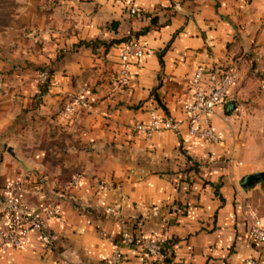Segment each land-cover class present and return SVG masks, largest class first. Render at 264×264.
<instances>
[{
  "label": "crops",
  "instance_id": "0c3cea01",
  "mask_svg": "<svg viewBox=\"0 0 264 264\" xmlns=\"http://www.w3.org/2000/svg\"><path fill=\"white\" fill-rule=\"evenodd\" d=\"M137 6L131 14L119 0H0V228L15 180L26 182L27 206L39 204L38 189L68 193L65 223H47L57 238L46 245L32 232L20 248L0 249V264H110L116 247L121 264H148L142 246L121 242L125 228L167 240L154 264L264 261L246 220L247 204L264 220V181L246 185L264 172V0ZM132 38L150 51L122 90L120 53ZM233 65L238 80L212 115L219 142L190 136L183 106L191 76ZM42 69L51 81L39 95ZM82 87L92 109L62 120ZM152 110L178 130L136 134L133 125ZM77 173L80 186L66 189Z\"/></svg>",
  "mask_w": 264,
  "mask_h": 264
},
{
  "label": "built area",
  "instance_id": "2783aa9c",
  "mask_svg": "<svg viewBox=\"0 0 264 264\" xmlns=\"http://www.w3.org/2000/svg\"><path fill=\"white\" fill-rule=\"evenodd\" d=\"M129 9L131 14L138 12L139 0H119ZM105 39L106 31L99 34ZM150 51L147 43L132 38L122 44L120 53V70L118 74V85L124 90L136 78L132 70L133 65L143 59ZM238 80V68L233 65L228 68L214 67L206 68L200 66L189 80L190 101L184 104L183 110L188 125L190 136L210 142L217 143L220 138L213 127L212 115L216 108L223 105L228 99L230 89ZM50 86V74L47 69L41 70L38 75V94H44V88ZM88 90L82 87L73 93L67 103L60 111V117L64 121H71L82 112L91 110L92 105L87 96ZM179 124L156 110L150 111L148 122H138L132 127L136 134L146 137L152 136L158 131H177ZM82 174H75L66 184V189H74L80 186ZM26 182L23 179L14 181L10 189L16 195H5L2 200L3 211L7 216V225L0 228V249L10 246L20 248L25 239L32 232L41 234V239L46 245H50L57 237L48 231L47 223L55 220L60 224L65 223L61 201L67 197V192H49L38 189L39 204L27 206L23 203L20 195L26 192ZM246 220L249 221L248 235L254 243L264 244V220L257 215L250 204L246 205ZM107 212L115 213L113 207ZM121 242L130 245H140L145 249V261L154 264L155 261L165 256L168 242L163 237L138 236L133 230L125 228L122 232ZM123 252L120 247L114 250L110 264H121ZM248 264H264V261L251 258Z\"/></svg>",
  "mask_w": 264,
  "mask_h": 264
},
{
  "label": "water",
  "instance_id": "95a60500",
  "mask_svg": "<svg viewBox=\"0 0 264 264\" xmlns=\"http://www.w3.org/2000/svg\"><path fill=\"white\" fill-rule=\"evenodd\" d=\"M8 152L12 154L13 156H15L14 150L12 148H9ZM260 181H264V172L256 173V174L249 176V178L247 179L246 185L252 186Z\"/></svg>",
  "mask_w": 264,
  "mask_h": 264
},
{
  "label": "trees",
  "instance_id": "16d2710c",
  "mask_svg": "<svg viewBox=\"0 0 264 264\" xmlns=\"http://www.w3.org/2000/svg\"><path fill=\"white\" fill-rule=\"evenodd\" d=\"M44 70V69H42ZM49 71V74H50V81H51V72H50V69H47ZM47 90V87L44 88V92Z\"/></svg>",
  "mask_w": 264,
  "mask_h": 264
}]
</instances>
